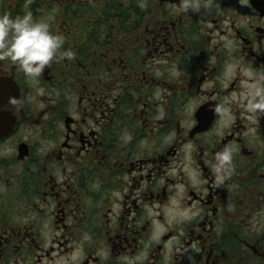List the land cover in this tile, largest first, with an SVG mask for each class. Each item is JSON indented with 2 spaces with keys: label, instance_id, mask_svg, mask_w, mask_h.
Here are the masks:
<instances>
[{
  "label": "flooded vegetation",
  "instance_id": "flooded-vegetation-1",
  "mask_svg": "<svg viewBox=\"0 0 264 264\" xmlns=\"http://www.w3.org/2000/svg\"><path fill=\"white\" fill-rule=\"evenodd\" d=\"M180 3L0 0L74 53L38 85L0 62V264H264V125L243 110L264 0ZM226 145L235 173L217 187Z\"/></svg>",
  "mask_w": 264,
  "mask_h": 264
},
{
  "label": "clouds",
  "instance_id": "clouds-1",
  "mask_svg": "<svg viewBox=\"0 0 264 264\" xmlns=\"http://www.w3.org/2000/svg\"><path fill=\"white\" fill-rule=\"evenodd\" d=\"M241 6H248L249 0H238ZM214 0H181L180 11L200 13L210 10ZM144 7L143 4L140 5ZM63 35L52 31L46 20H37L29 12L19 17L0 14V62H9L24 75L25 81L38 85L46 67L64 59H74V53L64 48ZM248 81L243 94L245 118L254 123L264 115V72L249 70L243 73ZM4 110L15 112L22 107L18 97H9ZM214 114L223 121L231 117V109L226 105L212 106ZM225 123L223 127H227ZM236 150L225 146L215 153L212 170L217 187H222L235 173Z\"/></svg>",
  "mask_w": 264,
  "mask_h": 264
},
{
  "label": "water",
  "instance_id": "water-1",
  "mask_svg": "<svg viewBox=\"0 0 264 264\" xmlns=\"http://www.w3.org/2000/svg\"><path fill=\"white\" fill-rule=\"evenodd\" d=\"M262 120H263V125H264V115H262ZM263 129H264V126H263Z\"/></svg>",
  "mask_w": 264,
  "mask_h": 264
}]
</instances>
